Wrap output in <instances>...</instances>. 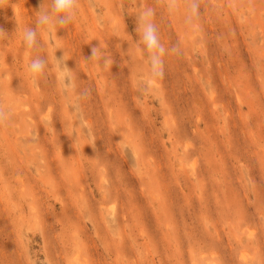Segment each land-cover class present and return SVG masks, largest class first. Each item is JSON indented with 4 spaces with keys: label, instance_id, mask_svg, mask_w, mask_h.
Instances as JSON below:
<instances>
[{
    "label": "rangeland",
    "instance_id": "1",
    "mask_svg": "<svg viewBox=\"0 0 264 264\" xmlns=\"http://www.w3.org/2000/svg\"><path fill=\"white\" fill-rule=\"evenodd\" d=\"M50 5L0 0V264H264V0H77L29 55Z\"/></svg>",
    "mask_w": 264,
    "mask_h": 264
},
{
    "label": "clouds",
    "instance_id": "2",
    "mask_svg": "<svg viewBox=\"0 0 264 264\" xmlns=\"http://www.w3.org/2000/svg\"><path fill=\"white\" fill-rule=\"evenodd\" d=\"M187 14L185 22L188 25H194L199 19L200 15V0H184ZM77 0H51L50 7L42 8L40 6L37 11L36 27H28L23 33V44L26 51L31 53L39 47L38 33L39 29H60L74 21L76 17ZM178 6V0H169V10L175 11ZM154 12L151 8L144 9L139 18L138 26L140 32V39L142 41V54L149 65L150 76L153 80L163 79L164 77V61L163 56L166 54V49L160 43L157 27L152 22ZM6 33L0 29V37L5 36ZM173 52L178 50L173 47ZM98 49H92L91 57L97 56ZM61 59H57L60 61ZM29 75L34 85H38L39 77L43 74L46 67V60L40 56L30 60ZM65 65H61L63 70ZM70 71V70H69ZM65 77V82H67ZM11 111L0 104V126H5L11 122Z\"/></svg>",
    "mask_w": 264,
    "mask_h": 264
}]
</instances>
